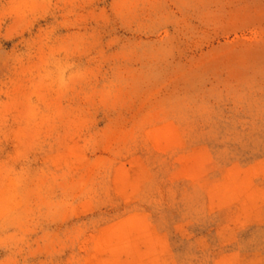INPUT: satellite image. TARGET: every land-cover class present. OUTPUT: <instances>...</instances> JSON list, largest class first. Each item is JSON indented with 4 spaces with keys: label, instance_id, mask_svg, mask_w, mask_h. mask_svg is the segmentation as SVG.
Listing matches in <instances>:
<instances>
[{
    "label": "rangeland",
    "instance_id": "obj_1",
    "mask_svg": "<svg viewBox=\"0 0 264 264\" xmlns=\"http://www.w3.org/2000/svg\"><path fill=\"white\" fill-rule=\"evenodd\" d=\"M0 264H264V0H0Z\"/></svg>",
    "mask_w": 264,
    "mask_h": 264
}]
</instances>
